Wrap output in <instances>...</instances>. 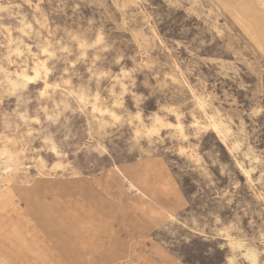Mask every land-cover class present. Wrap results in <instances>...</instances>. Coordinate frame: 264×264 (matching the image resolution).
<instances>
[{"label":"rangeland","instance_id":"rangeland-1","mask_svg":"<svg viewBox=\"0 0 264 264\" xmlns=\"http://www.w3.org/2000/svg\"><path fill=\"white\" fill-rule=\"evenodd\" d=\"M0 264H264V0H0Z\"/></svg>","mask_w":264,"mask_h":264}]
</instances>
